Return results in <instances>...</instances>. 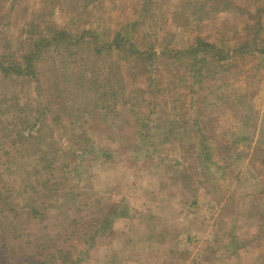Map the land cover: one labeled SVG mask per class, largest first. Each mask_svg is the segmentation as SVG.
Instances as JSON below:
<instances>
[{
	"label": "rangeland",
	"instance_id": "374dc122",
	"mask_svg": "<svg viewBox=\"0 0 264 264\" xmlns=\"http://www.w3.org/2000/svg\"><path fill=\"white\" fill-rule=\"evenodd\" d=\"M249 2L0 0V264H264V49L229 53L264 48ZM197 38L226 58L140 60Z\"/></svg>",
	"mask_w": 264,
	"mask_h": 264
},
{
	"label": "trees",
	"instance_id": "16d2710c",
	"mask_svg": "<svg viewBox=\"0 0 264 264\" xmlns=\"http://www.w3.org/2000/svg\"><path fill=\"white\" fill-rule=\"evenodd\" d=\"M249 4H252V7L254 8L255 13L257 14L256 18H257L258 25L256 27L257 31L255 34H258L264 28L262 26V20L264 17V3H261V6L253 4L251 2H249ZM64 34H65V37L63 36L62 39L64 40V43L69 44V40L71 38L66 39L67 34L66 33H64ZM122 37L123 36L121 35V38ZM119 38H120V32H117L115 37H113L111 44H109L108 46L114 47L115 49H118V48L122 49L124 47H133V49H134V47H136L135 44L131 43V41L128 40L127 38L126 39L130 42H128L127 40L121 39V38L119 39ZM42 39H43V37H42ZM215 44H214V42H210V41L205 40L203 38H197L195 40V46H192L191 48L176 50V49H172V48L167 49V47L165 46L164 48H162L158 52L154 51V54L151 51L145 50L142 52V54H139V57H140V60L142 62H145V63H148V61H152V59L153 60L154 59L160 60V62H161V60L166 59V56H167L166 52H168V55H171V57H173V58H179L183 54H188V52H203L207 55H211L212 56L211 58H213V60H215L216 62H221L223 59L226 58L228 52H226L225 50L218 49ZM97 48L98 47L96 46L95 49H97ZM263 49L264 48H260V47L258 48V46H253V48H252L251 44L243 42V44H241V43L235 44L233 46V48H231L229 53H230V55H234L237 52H239V54H250V53L255 52V51H261ZM262 52H264V50L261 51V53ZM130 53L133 54V52H130ZM198 59L200 60V58H198ZM201 60H203V59H201ZM20 68H21V65H17L16 62H10L9 64L5 65L3 60L0 61V73L3 76H8V75H11L12 73L22 75L20 73L21 72ZM25 69L27 70L26 75L31 73L30 70H28L29 69L28 66ZM113 95H116V94L113 93ZM48 190L51 191V189H48ZM37 209H38V206H37V208H33L31 210H33V212H37L38 211ZM2 246H4V245H2ZM40 250L42 252H44V250H42V249H40ZM31 253H33V252H31ZM62 253H64V250H62L61 248H57V249H55V251L51 255H53L52 257H54V258H59V257H61ZM35 257H37L38 260H33L32 261L33 264H49V263L55 264L54 258L49 259V256H48V258H46V256L41 252L39 253L38 250L35 253ZM64 257H65V260L69 262V264H79L78 256L72 257L73 260H70L71 262L68 260V255L66 253H64ZM63 261H61V262L63 263Z\"/></svg>",
	"mask_w": 264,
	"mask_h": 264
}]
</instances>
